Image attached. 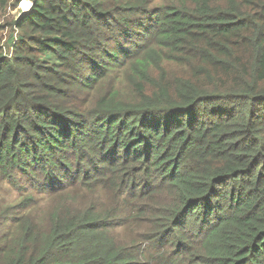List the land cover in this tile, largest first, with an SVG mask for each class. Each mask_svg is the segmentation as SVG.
I'll return each mask as SVG.
<instances>
[{
	"label": "trees",
	"instance_id": "obj_1",
	"mask_svg": "<svg viewBox=\"0 0 264 264\" xmlns=\"http://www.w3.org/2000/svg\"><path fill=\"white\" fill-rule=\"evenodd\" d=\"M20 1L0 264H264V0Z\"/></svg>",
	"mask_w": 264,
	"mask_h": 264
},
{
	"label": "rangeland",
	"instance_id": "obj_2",
	"mask_svg": "<svg viewBox=\"0 0 264 264\" xmlns=\"http://www.w3.org/2000/svg\"><path fill=\"white\" fill-rule=\"evenodd\" d=\"M28 2L27 0H24L23 3L20 4V6L17 5L16 8H14L12 11H11V16L15 17V18H18L20 15H22L23 13H25L26 11L30 10V6L29 8L26 10L27 8V4L26 3ZM26 10V11H25ZM25 11V12H23ZM22 13V14H21ZM8 36V33L6 31H4L3 33V37L1 39V42H0V45L4 46L5 45V41H6V38Z\"/></svg>",
	"mask_w": 264,
	"mask_h": 264
},
{
	"label": "clouds",
	"instance_id": "obj_3",
	"mask_svg": "<svg viewBox=\"0 0 264 264\" xmlns=\"http://www.w3.org/2000/svg\"><path fill=\"white\" fill-rule=\"evenodd\" d=\"M23 2H24V0L20 1V2L18 3V6H20V4L23 3ZM27 3L30 4V8H31V5H32L31 2L28 1ZM25 11H26V10H25ZM25 11H23V12H25ZM28 11H29V10H28ZM26 12H27V11H26ZM21 14H22V13H21ZM20 16H21V15H20ZM20 16H19V17H20ZM14 35H15V34H14Z\"/></svg>",
	"mask_w": 264,
	"mask_h": 264
},
{
	"label": "bare ground",
	"instance_id": "obj_4",
	"mask_svg": "<svg viewBox=\"0 0 264 264\" xmlns=\"http://www.w3.org/2000/svg\"><path fill=\"white\" fill-rule=\"evenodd\" d=\"M26 3V2H25ZM27 4V8H26V10L28 9V7H29V4L28 3H26Z\"/></svg>",
	"mask_w": 264,
	"mask_h": 264
}]
</instances>
